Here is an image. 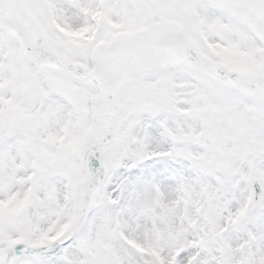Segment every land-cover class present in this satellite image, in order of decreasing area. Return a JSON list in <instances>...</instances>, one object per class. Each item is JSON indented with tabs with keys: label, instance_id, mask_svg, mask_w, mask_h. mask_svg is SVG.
I'll return each mask as SVG.
<instances>
[{
	"label": "snow or ice",
	"instance_id": "obj_1",
	"mask_svg": "<svg viewBox=\"0 0 264 264\" xmlns=\"http://www.w3.org/2000/svg\"><path fill=\"white\" fill-rule=\"evenodd\" d=\"M0 264H264V0H0Z\"/></svg>",
	"mask_w": 264,
	"mask_h": 264
}]
</instances>
